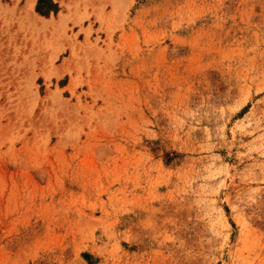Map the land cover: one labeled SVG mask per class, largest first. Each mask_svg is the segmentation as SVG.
Instances as JSON below:
<instances>
[{
    "label": "rangeland",
    "instance_id": "obj_1",
    "mask_svg": "<svg viewBox=\"0 0 264 264\" xmlns=\"http://www.w3.org/2000/svg\"><path fill=\"white\" fill-rule=\"evenodd\" d=\"M27 2L0 0V264H264V0Z\"/></svg>",
    "mask_w": 264,
    "mask_h": 264
},
{
    "label": "crops",
    "instance_id": "obj_2",
    "mask_svg": "<svg viewBox=\"0 0 264 264\" xmlns=\"http://www.w3.org/2000/svg\"><path fill=\"white\" fill-rule=\"evenodd\" d=\"M54 1H58V0H54ZM39 1L38 0H35V2H34V10L36 11V6H37V3H38ZM49 6H52V2L49 4ZM52 9H49V12H52V14L55 12L54 10L55 9H53L54 7H51Z\"/></svg>",
    "mask_w": 264,
    "mask_h": 264
},
{
    "label": "bare ground",
    "instance_id": "obj_3",
    "mask_svg": "<svg viewBox=\"0 0 264 264\" xmlns=\"http://www.w3.org/2000/svg\"><path fill=\"white\" fill-rule=\"evenodd\" d=\"M33 1H35V0H28V2H27L28 4L27 5L31 6L33 4Z\"/></svg>",
    "mask_w": 264,
    "mask_h": 264
},
{
    "label": "trees",
    "instance_id": "obj_4",
    "mask_svg": "<svg viewBox=\"0 0 264 264\" xmlns=\"http://www.w3.org/2000/svg\"><path fill=\"white\" fill-rule=\"evenodd\" d=\"M39 1H41V0H39Z\"/></svg>",
    "mask_w": 264,
    "mask_h": 264
}]
</instances>
